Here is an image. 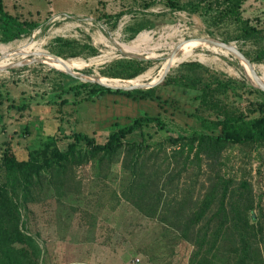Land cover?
Here are the masks:
<instances>
[{"label": "rangeland", "instance_id": "374dc122", "mask_svg": "<svg viewBox=\"0 0 264 264\" xmlns=\"http://www.w3.org/2000/svg\"><path fill=\"white\" fill-rule=\"evenodd\" d=\"M13 1L6 0V3L11 5ZM32 1L31 5L29 0H21L23 10L33 13L35 8L40 14L47 12L37 17L39 25L20 38L0 42V52L5 45L11 51L23 42H31L28 53L14 51V55L3 59L0 66L37 58L38 55L29 54L37 53V46L41 52L66 60L47 57V63L27 62L0 70V90L16 102H28L25 109H12L0 120V155L9 145L18 159L27 158V153L38 149L45 134L55 132L58 125L62 128L59 134L65 136L57 141L61 150L66 149L70 134L77 131L94 135L102 142L110 131L147 112L159 115L165 127L154 123L144 125L142 130L126 135L125 139L139 141L143 135L145 142L151 145L142 161H145L147 175L148 172L152 174L150 183L156 186L153 190L162 192L158 208L161 204L164 208H202L208 198H212L205 194L216 191L221 178H228L231 187L246 180L254 217L264 221V141L227 144L214 162L204 155L196 159L193 151L187 153V148L180 152L181 144L168 140L170 135L200 130L195 114L215 118L218 113L222 116L224 112L243 111L252 115L257 113L252 110L255 103L264 98L244 71V66L248 65L243 66L232 53L194 43L190 47L193 56L188 58L180 48L181 54L176 52L169 58L172 48L182 40L209 37L229 42L252 57L254 51L264 48V36L239 39L240 25L220 16L215 5L207 6L208 0H178L185 10H172L167 0ZM146 3L150 6L145 7ZM119 11L123 14L115 26L106 22L102 15ZM241 15L249 25L264 28V0H244ZM151 22L155 25L150 26ZM139 24L149 26L135 36L132 30L125 29ZM141 32L145 34L138 38ZM56 37L72 41V46L62 45ZM86 43L94 45L97 53L81 49ZM124 45H133L135 49L128 51ZM130 53L150 61L146 70L133 80L148 82L169 60L172 63L170 76L179 71L189 72L202 83L216 76L218 80H227L229 88L223 90L218 86L205 106L200 103L199 89L164 80L155 86L159 101L115 93L82 100L86 97L82 89L75 104L71 103L75 99L72 92L62 95L69 100L66 105L47 102L50 97L59 100L58 88L54 89L56 84L68 87L83 82L53 66L61 68L63 63L80 66L74 70L125 81L129 79L112 77L102 70L114 59ZM73 54L76 55L71 56ZM188 61L200 62L205 68L191 71L183 65ZM252 67L264 76V62L252 61ZM7 102L2 104L3 109ZM83 144L81 142L78 147ZM129 160L126 151L120 149L110 158L62 162L57 168L42 170L32 181L25 199L19 195L23 205L20 207L22 226L39 247L38 264H189L193 245L182 236L184 225L178 227L148 217L122 197L121 191L131 177L129 169L124 168ZM4 173L0 166V181ZM247 203L245 201L246 206ZM151 206L155 207L153 195L147 208ZM210 207H221L217 196L214 195ZM225 207L230 208L231 203L227 201ZM231 240L230 233L225 235L220 248L206 264H223ZM259 247L260 252L252 254L249 264H264V230ZM231 259L237 258L232 256Z\"/></svg>", "mask_w": 264, "mask_h": 264}, {"label": "trees", "instance_id": "16d2710c", "mask_svg": "<svg viewBox=\"0 0 264 264\" xmlns=\"http://www.w3.org/2000/svg\"><path fill=\"white\" fill-rule=\"evenodd\" d=\"M243 1L208 0L207 6L215 5L220 16L229 18L240 25L239 39L264 36V28L258 29L251 26L247 20L242 18L241 5ZM167 2L172 10L186 9L185 6L179 5L178 0H167ZM149 6V3L145 4V7ZM122 14L123 12L119 11L115 14L103 13L102 15L106 22H110L112 26H115ZM38 25L39 22L26 19L19 20L18 17L12 16L5 11L3 0H0V42L6 43L20 38ZM154 25V22L150 23V26ZM145 26L149 25L139 24L134 28L126 26L125 29L132 30V36H135ZM55 40L61 42L62 45L72 46L70 40H61L60 37H56ZM183 41L190 47L194 45V42ZM84 48L93 54L97 53V48L90 43L82 44L81 49ZM134 49L135 47L131 45L127 50ZM239 49L251 62H264V48L254 51L252 57H249L241 48ZM36 51L37 53H43L39 50V46L36 47ZM177 52L181 54L180 47ZM10 55L14 54L6 55L5 58ZM2 60L0 59V65ZM83 62L86 64L85 60ZM149 62V60L133 57L117 58L106 64L102 71L112 77L134 79L146 70ZM183 65H186L191 71H196L198 67L205 68L197 61H188ZM62 67L75 69L80 66H70L63 63L61 64ZM163 69L164 66L149 81L156 80ZM212 78L202 83L198 78L191 76L189 72L179 71L174 76L167 74L164 82L199 89L200 103L205 106L210 102V98L218 86L222 87L223 90L229 88L227 80H218L216 76H212ZM100 79L109 84L142 83L141 79L132 82L106 77ZM214 82H216L215 86H213ZM261 82L264 83V80H261ZM57 88L56 94L59 100L50 97L47 102L57 103L60 106L69 103L68 98L62 97L67 92H72L75 97L71 103H77L79 100L76 99L82 94V89L86 91V97L81 98L82 100L100 98L106 93L161 100L155 93V87L126 91L111 89L97 83L79 82L68 87L56 84L54 89ZM256 90L264 97L263 91L258 88ZM5 100L8 101L5 111L11 109L23 110L28 105L25 100L24 102L23 100L16 102L14 98L9 97L7 93L4 94L0 90V105ZM252 110L257 113L251 115L243 111L224 112L222 116L218 113L215 118L195 114L200 123V130L193 129L189 133L170 135L168 140L172 144L180 143V152L187 148V153L193 151V156L196 159H200L204 155L207 159L210 158L211 161L216 162L220 157L221 150L227 144H256L264 141V98L256 102ZM151 123L161 128L165 127V123L159 115L144 112L110 131L102 142L97 141L94 135L80 131L72 132L69 136L71 140L67 143L65 150H61L57 146V141L65 137L64 134H59L62 128L58 125L56 131L48 133L46 138L41 141L39 148L29 151L25 159H18L10 146H6L0 155V166L5 172L4 179L0 181V264H38L39 247L35 239L27 234L22 226L20 207L23 205L19 202V195H23L24 199L27 197L32 181L42 170L47 171L48 168H57L60 163L70 160L71 162H81L97 157L100 159L110 158L120 149H124L127 157H130V162L126 161L128 163H125L124 168L129 169L131 176L128 184L121 191L122 197L138 207L137 209L148 217H154L160 222L174 223L178 227L184 225V227H181L184 229L182 236L188 238L193 245L189 264H206L210 259L209 257L214 255V252L220 248V242L225 235L229 233L232 240L221 263L249 264L252 254L260 252L259 246L263 237L264 221L257 216L254 217L250 192L247 190L248 182L241 180L237 186L231 187L228 178H221L217 190L205 194L206 197L212 196V198H208L202 208H164L163 204L158 208V204L162 199V192L153 190L155 185L150 183L152 174L148 172L147 175L145 161H142L143 154L151 145L145 142L143 135L139 141L125 139L126 135L136 130H142L144 125ZM81 142L84 143L83 146L78 147ZM42 156L43 160L40 161ZM152 195L155 197V207L147 208L152 200ZM214 195L219 198L220 208L210 207ZM227 201L231 203L230 208L225 207ZM245 201H248L247 206ZM260 235L261 238L259 239ZM232 256H236L237 259L232 261Z\"/></svg>", "mask_w": 264, "mask_h": 264}, {"label": "water", "instance_id": "95a60500", "mask_svg": "<svg viewBox=\"0 0 264 264\" xmlns=\"http://www.w3.org/2000/svg\"><path fill=\"white\" fill-rule=\"evenodd\" d=\"M192 39H197L200 43H202L204 45L216 46V47L222 48V49L232 53L238 60H240L241 63L247 64L249 67V70H250V74H251V78H249V77L248 78L250 79L251 83L256 88H258L259 90L264 92V83L261 82V80L259 79L256 72L253 70L252 62L235 45H233L229 42H225V41H222V40H219L216 38H209V37H196V38H192ZM182 41L172 48L170 54L168 55L169 58H171L172 55L179 50V47H180V44L182 43ZM29 54L38 55V57L37 58L31 57L28 60H18V61L10 63L8 65L0 66V70H8L9 68L18 67V66L23 65L24 63H27V62H44L45 63L48 56L54 58L55 60H62L59 56L52 55L49 53H44V52L43 53H33L32 52ZM29 54H27V55H29ZM6 55H7L6 53L0 52V59H4L6 57ZM126 56L137 58V59H142V57L139 54H134V53L127 54ZM171 65H172V63L168 60L166 62V65L164 66L162 73L158 76V78L156 80L137 83V84H109V83H105V82L101 81V79H100L101 76L96 75V74H86L83 72L76 71L74 69H70L68 67H66L65 69H58V68L57 69L66 73V74H69L72 77L78 78L79 80H81L83 82L97 83L99 85H102V86H105V87H108L111 89H121V90L127 91V90H133V89H147V88L155 87L157 84H159L160 82H162L164 80V78L166 77V75L168 74V72L170 70Z\"/></svg>", "mask_w": 264, "mask_h": 264}, {"label": "crops", "instance_id": "0c3cea01", "mask_svg": "<svg viewBox=\"0 0 264 264\" xmlns=\"http://www.w3.org/2000/svg\"><path fill=\"white\" fill-rule=\"evenodd\" d=\"M3 3H4V9H5V11L8 12L9 14H11L12 16L18 17L19 20L26 19V20H32V21L39 22V21H37V17H40L43 14L47 13V12H43L42 14H40V11L38 9H35V8H33V10L34 11L36 10V12H33V13L30 12V11L29 12H26L25 10H23V6H22L21 0H14L11 5H8L6 3V0H3ZM29 4L32 5L33 4V1L32 0H29ZM0 107H1L0 108V120H1V119H4L5 113L7 114V112H9V111H5L2 108V105H0ZM45 135H47V133Z\"/></svg>", "mask_w": 264, "mask_h": 264}, {"label": "bare ground", "instance_id": "6f19581e", "mask_svg": "<svg viewBox=\"0 0 264 264\" xmlns=\"http://www.w3.org/2000/svg\"><path fill=\"white\" fill-rule=\"evenodd\" d=\"M145 33L144 32H141L140 34H139V36H138V38H141L143 35H144ZM34 41V40H33ZM32 41V42H33ZM188 42H194V43H196V44H202V43H200L197 39H188L187 40ZM29 43H31V42H23V43H21L20 45H19V47L18 48H16V49H13V50H11V51H8L7 49L8 48H6L7 46L5 45V47H2V51L4 52V53H6L7 55H9V54H12L14 51H21V52H24V53H28L27 52V49H28V45H29ZM202 45H204V44H202ZM131 45H124V48L127 50L129 47H130ZM180 48L181 49H183L184 51H185V54L187 55V57L189 58V57H191V56H193V49L192 48H190V46H188L187 44H185L184 43V41H182V43L180 44ZM5 50H7V51H5ZM115 54V53H114ZM166 62V61H165ZM244 66V65H243ZM55 68H58V69H65L66 67H62V68H59V67H55ZM249 68L248 67H246V66H244V71H245V73H246V75L247 76H250L251 77V74H250V71L248 70ZM257 75H258V77H259V79H261V80H264V76H261L259 73H256ZM132 81H134L133 79H129L127 82H132Z\"/></svg>", "mask_w": 264, "mask_h": 264}]
</instances>
